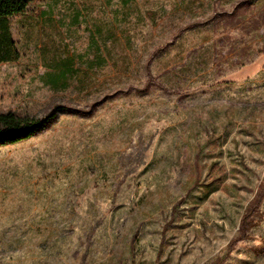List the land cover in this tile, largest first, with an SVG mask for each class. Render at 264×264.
<instances>
[{
    "label": "rangeland",
    "instance_id": "obj_1",
    "mask_svg": "<svg viewBox=\"0 0 264 264\" xmlns=\"http://www.w3.org/2000/svg\"><path fill=\"white\" fill-rule=\"evenodd\" d=\"M7 24L0 112L67 111L0 147V264H264V0H34Z\"/></svg>",
    "mask_w": 264,
    "mask_h": 264
},
{
    "label": "trees",
    "instance_id": "obj_2",
    "mask_svg": "<svg viewBox=\"0 0 264 264\" xmlns=\"http://www.w3.org/2000/svg\"><path fill=\"white\" fill-rule=\"evenodd\" d=\"M34 0H0V62L13 58V40L7 24V19L13 15L25 12ZM63 105H56L44 116L20 115L14 111L0 112V147L15 144L28 139L43 129L57 116L66 112ZM243 217L242 224L246 223Z\"/></svg>",
    "mask_w": 264,
    "mask_h": 264
}]
</instances>
